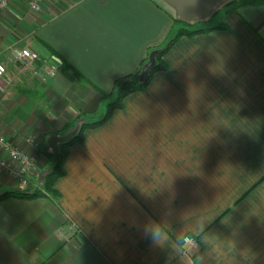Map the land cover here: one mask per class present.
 Returning <instances> with one entry per match:
<instances>
[{"label": "crops", "instance_id": "0c3cea01", "mask_svg": "<svg viewBox=\"0 0 264 264\" xmlns=\"http://www.w3.org/2000/svg\"><path fill=\"white\" fill-rule=\"evenodd\" d=\"M28 3L0 15V60L14 43L41 57L36 75L0 91V134L36 155L32 179L60 138L101 119L113 100L102 94L151 48L184 24L225 28L180 38L166 71L85 130L55 195L0 201V264H264V0ZM3 178L0 196L22 191ZM187 235L201 244L195 259Z\"/></svg>", "mask_w": 264, "mask_h": 264}, {"label": "trees", "instance_id": "16d2710c", "mask_svg": "<svg viewBox=\"0 0 264 264\" xmlns=\"http://www.w3.org/2000/svg\"><path fill=\"white\" fill-rule=\"evenodd\" d=\"M181 24L178 20L175 21ZM224 29V26L211 27L205 24L200 25H190L184 24L180 26L176 33H174L171 38L162 46L153 47L149 50L147 57L143 60L141 64V68L131 74H128L120 79H117L114 82V88L111 95L102 94V100H105L109 96H113V100L109 102L104 110H102V117L96 122L86 123L80 122L78 125L77 133L72 137L71 140L64 142L60 146V150L58 152L50 153L48 155L49 158V167L48 171L45 173L44 182H43V190H35L32 192L28 191H11L6 192L5 194L0 196V201L9 195L14 196H28V197H37L41 195H45V192L55 195V191L53 189L54 183L56 180L61 177L64 173L63 171V163L68 154L69 146L75 142H83L84 140V132L87 129H94L102 124H104L113 114L116 109H121L124 107V100L127 96L132 93L143 91L146 89L148 84L150 83L153 75L159 71H166L168 66L165 62V55L169 52V50L173 47V45L182 37H194L198 34H206L210 33L216 29ZM155 53V64L149 70V76L145 81H140L139 76L142 73L144 66L150 61V56L152 53ZM67 69L71 70L78 78L83 79V76L78 73L70 64L65 63ZM45 191V192H44Z\"/></svg>", "mask_w": 264, "mask_h": 264}, {"label": "built area", "instance_id": "2783aa9c", "mask_svg": "<svg viewBox=\"0 0 264 264\" xmlns=\"http://www.w3.org/2000/svg\"><path fill=\"white\" fill-rule=\"evenodd\" d=\"M10 2L11 0H0V15L7 10ZM42 2L43 0H30V6L32 9L40 11L42 9ZM9 55H11L22 68L31 69L33 73H37L32 67L35 62L41 59L37 51L14 45L9 48ZM9 64L8 59L0 60V91L4 93L19 82L18 78H20L19 75L21 74H10L8 72ZM48 67L49 66H47V69H49ZM49 72L54 74L55 69L50 67ZM0 147L8 154V158L0 157V171H2V173L16 182L22 191L32 192L35 190H43L41 177H39V179H32L29 177V171L36 162V155L30 154L12 145L1 134ZM16 162L20 164L17 165ZM2 173H0V185L3 183L4 179ZM186 240L190 242L188 246L185 245ZM182 242L185 245V254L193 259L197 258L201 252L199 240L193 236L187 235L183 238Z\"/></svg>", "mask_w": 264, "mask_h": 264}, {"label": "water", "instance_id": "95a60500", "mask_svg": "<svg viewBox=\"0 0 264 264\" xmlns=\"http://www.w3.org/2000/svg\"><path fill=\"white\" fill-rule=\"evenodd\" d=\"M155 64V53L153 52L150 56V61L144 66L142 73L139 76L140 81H145L149 76L150 68ZM78 127H76L73 131L65 135L64 137L60 138L59 140L64 143L72 139V137L77 133ZM57 151V149H56ZM45 175L41 176L42 182H44Z\"/></svg>", "mask_w": 264, "mask_h": 264}, {"label": "rangeland", "instance_id": "374dc122", "mask_svg": "<svg viewBox=\"0 0 264 264\" xmlns=\"http://www.w3.org/2000/svg\"><path fill=\"white\" fill-rule=\"evenodd\" d=\"M27 6L30 8V6H29V3L27 4ZM14 45H16V46H19L17 43L15 44H13V45H10V46H8V50H6V49H4V50H6L7 52V54H6V59H8V61H9V63H14V64H18V63H16V61L11 57V55H9V48L11 47V46H14ZM20 47V46H19ZM33 66H34V64H33ZM32 66V67H33ZM23 70H26V69H24V68H21V74L20 75H22V73H23ZM29 70H31V69H29ZM32 71V70H31ZM32 73H33V71H32ZM34 75H36L35 73H34ZM21 77V76H20ZM18 79H20V78H18ZM17 84H19V82L17 83ZM30 177V176H29ZM31 178V177H30ZM48 193V192H47ZM49 194V193H48Z\"/></svg>", "mask_w": 264, "mask_h": 264}, {"label": "clouds", "instance_id": "9594fccd", "mask_svg": "<svg viewBox=\"0 0 264 264\" xmlns=\"http://www.w3.org/2000/svg\"><path fill=\"white\" fill-rule=\"evenodd\" d=\"M154 238L158 239L159 238V233L158 232H154ZM190 244L189 241H185V245L188 246ZM189 264H192V261H189Z\"/></svg>", "mask_w": 264, "mask_h": 264}]
</instances>
